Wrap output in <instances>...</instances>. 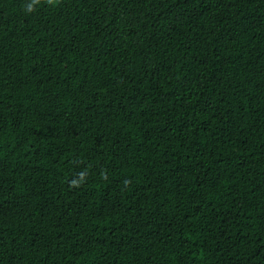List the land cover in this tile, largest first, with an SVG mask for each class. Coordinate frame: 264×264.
Wrapping results in <instances>:
<instances>
[{
	"label": "trees",
	"instance_id": "16d2710c",
	"mask_svg": "<svg viewBox=\"0 0 264 264\" xmlns=\"http://www.w3.org/2000/svg\"><path fill=\"white\" fill-rule=\"evenodd\" d=\"M0 264H264V0H0Z\"/></svg>",
	"mask_w": 264,
	"mask_h": 264
},
{
	"label": "clouds",
	"instance_id": "9594fccd",
	"mask_svg": "<svg viewBox=\"0 0 264 264\" xmlns=\"http://www.w3.org/2000/svg\"><path fill=\"white\" fill-rule=\"evenodd\" d=\"M49 2L51 3L52 0H49ZM28 10L31 11V5H29Z\"/></svg>",
	"mask_w": 264,
	"mask_h": 264
}]
</instances>
